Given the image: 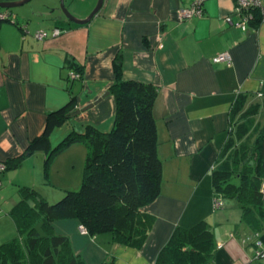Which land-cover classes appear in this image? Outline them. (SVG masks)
Listing matches in <instances>:
<instances>
[{
    "label": "crops",
    "instance_id": "1",
    "mask_svg": "<svg viewBox=\"0 0 264 264\" xmlns=\"http://www.w3.org/2000/svg\"><path fill=\"white\" fill-rule=\"evenodd\" d=\"M75 1L65 0L73 16L85 18L96 0ZM192 2L103 0L84 24L69 21L59 0L0 8L16 16V24L0 21V164L25 153L42 132L46 114L72 97L80 112L52 131L50 146L72 131L83 133L86 126L108 132L115 119V99L108 89L118 55L123 79L157 88L152 113L160 192L141 208L154 219L143 245L115 241L111 232L82 233L76 218L50 223L86 264H154L176 226L187 228L200 220L208 222L214 236L210 264H260L253 254L259 242L264 245V210L245 213L235 198L216 196L211 171L229 139L249 142L264 131V20L248 23L244 31L226 22V16L239 19L233 0H204L201 16L180 19V9ZM54 27L62 32L52 36ZM38 29L47 30V37H34ZM221 52L229 53L230 63L212 61ZM75 67L81 77L71 79ZM248 108L253 111L239 136L237 123H245L241 114ZM77 145L85 144L55 156L48 171L50 182L63 190L80 186L82 148ZM44 157L42 151L25 153L20 166L0 170V244L18 235L9 211L21 198L20 186L37 188L48 201L38 187L46 180ZM216 198L221 199L218 207ZM36 226L44 230L41 219Z\"/></svg>",
    "mask_w": 264,
    "mask_h": 264
},
{
    "label": "trees",
    "instance_id": "2",
    "mask_svg": "<svg viewBox=\"0 0 264 264\" xmlns=\"http://www.w3.org/2000/svg\"><path fill=\"white\" fill-rule=\"evenodd\" d=\"M250 11L249 23L258 24L264 18L257 7ZM74 70L81 74L79 67ZM113 71L114 81L108 90L115 99V119L108 132L86 126L83 133L72 131L50 146L52 131L75 110L72 97L46 114L42 132L28 144L25 153L45 154L44 178L55 156L73 144H85L81 185L77 190H63L53 203L34 187L20 186L21 198L9 211L18 235L0 244V264H86L73 252L67 236L50 229V223L57 219L76 218L88 234L111 232L115 241L136 248L143 245L154 219L141 208L160 192L161 160L152 113L157 88L123 79L119 55L113 61ZM237 109L238 99L232 110ZM252 111L248 108L242 112L244 122ZM237 124L240 136L247 126L246 122ZM25 153L7 160L5 167L20 166ZM211 177L216 196L235 198L245 213L264 210L260 190L264 181V131L249 142L236 144L235 138L229 139L212 166ZM39 219L43 231L36 226ZM214 256L213 232L206 220H200L187 228L176 226L154 264H210Z\"/></svg>",
    "mask_w": 264,
    "mask_h": 264
},
{
    "label": "built area",
    "instance_id": "3",
    "mask_svg": "<svg viewBox=\"0 0 264 264\" xmlns=\"http://www.w3.org/2000/svg\"><path fill=\"white\" fill-rule=\"evenodd\" d=\"M203 1L204 0H193V2L188 7L181 8L179 11V18L187 19L194 16H201L203 13V6H202ZM233 1H234V11L239 15V19L232 21L231 17L226 16L225 21L228 23L235 24L242 31L246 29L247 24L250 22L252 18L250 11L252 7H257L260 10L262 16H264V1L262 0H233ZM5 20L16 24L15 14L13 13L10 14L8 11H0V21H5ZM262 20H264V18H262ZM20 27L23 30V32H28L25 24L20 25ZM61 32H62L61 28L54 27L50 33L52 36H56L59 35ZM33 35L38 39H43L47 37L48 31L45 29H38L34 31ZM212 61L217 63L218 62L230 63L231 58L228 52H221L216 56H214L212 58ZM69 77L71 79H78L81 77V74L73 69L69 72ZM3 169H5V165L0 164V170ZM260 190L262 192V195H264V181H262L261 183ZM220 205H221V199L216 198L214 200V206L218 207ZM79 230L82 233H86V229L82 225H79ZM258 244L259 246L254 251L253 259L264 264V245H261L260 242Z\"/></svg>",
    "mask_w": 264,
    "mask_h": 264
},
{
    "label": "rangeland",
    "instance_id": "4",
    "mask_svg": "<svg viewBox=\"0 0 264 264\" xmlns=\"http://www.w3.org/2000/svg\"><path fill=\"white\" fill-rule=\"evenodd\" d=\"M31 1V0H30ZM30 1H28V2H30ZM64 1V5H65V7L68 9V11L72 14V15H74L73 14V12H72V10H71V8L69 7V5H68V3L67 2H65V0H63ZM79 1L80 0H76L75 1V3H79ZM97 1V0H96ZM96 1H95V4H96ZM27 2V3H28ZM27 3H24L23 5H20V6H18V7H13V8H11V10H16L17 8H20V7H22V6H24L25 4H27ZM95 4H94V6H95ZM93 6V7H94ZM92 10V9H91ZM80 144V143H79ZM78 147H76V148H82V155H81V161L82 162H78V168L80 169V177H81V179H82V172H83V166H84V163H85V159H86V155H87V151H86V149H85V145H77ZM62 153V152H61ZM60 154V153H59ZM58 154V155H59ZM61 156V155H60ZM55 158V157H54ZM58 158V157H57ZM57 160V159H56ZM59 161H60V159H59ZM56 162V161H55ZM55 170V169H54ZM56 171V170H55ZM48 175H49V173H48ZM79 184L81 185V180H79ZM78 183L76 184V185H79ZM38 187L39 188H41V190H43L45 193H46V195H47V198H48V202L49 203H53V202H55V201H57L61 196H62V194H63V188L60 186V185H56L55 183H51L50 182V176H47V178H46V180H45V183L43 182L42 184H39L38 185ZM80 187V186H79ZM37 191H39L37 188H35ZM77 189H79V188H76V189H72V190H77ZM39 193L41 194V192L39 191Z\"/></svg>",
    "mask_w": 264,
    "mask_h": 264
},
{
    "label": "water",
    "instance_id": "5",
    "mask_svg": "<svg viewBox=\"0 0 264 264\" xmlns=\"http://www.w3.org/2000/svg\"><path fill=\"white\" fill-rule=\"evenodd\" d=\"M28 1H30V0H0V8L18 7L20 5H23L24 3H27ZM102 3H103V0H97L96 5L94 6V8L91 10V12L85 18H76L75 16H73L68 11V9L65 7L63 0H59V8L62 11V13L64 14V16L69 21H73V22L78 23V24H84V23L89 22L91 20V18L98 12V10L100 9ZM92 105L93 104H90L89 107L92 106ZM79 112H80V110L76 109L74 112H72L70 114V116H73V115H75V114H77Z\"/></svg>",
    "mask_w": 264,
    "mask_h": 264
},
{
    "label": "bare ground",
    "instance_id": "6",
    "mask_svg": "<svg viewBox=\"0 0 264 264\" xmlns=\"http://www.w3.org/2000/svg\"><path fill=\"white\" fill-rule=\"evenodd\" d=\"M260 264H262V263H260Z\"/></svg>",
    "mask_w": 264,
    "mask_h": 264
}]
</instances>
